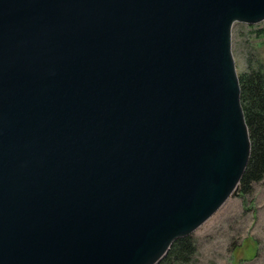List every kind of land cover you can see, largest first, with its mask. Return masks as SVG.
Segmentation results:
<instances>
[{"label": "water", "instance_id": "obj_1", "mask_svg": "<svg viewBox=\"0 0 264 264\" xmlns=\"http://www.w3.org/2000/svg\"><path fill=\"white\" fill-rule=\"evenodd\" d=\"M264 0H0V264H159L236 195L231 50Z\"/></svg>", "mask_w": 264, "mask_h": 264}, {"label": "rangeland", "instance_id": "obj_2", "mask_svg": "<svg viewBox=\"0 0 264 264\" xmlns=\"http://www.w3.org/2000/svg\"><path fill=\"white\" fill-rule=\"evenodd\" d=\"M231 50L237 75L248 61L264 69V21L234 24ZM191 238L196 252L188 264H264V179L250 195H232Z\"/></svg>", "mask_w": 264, "mask_h": 264}, {"label": "trees", "instance_id": "obj_3", "mask_svg": "<svg viewBox=\"0 0 264 264\" xmlns=\"http://www.w3.org/2000/svg\"><path fill=\"white\" fill-rule=\"evenodd\" d=\"M262 66V65H260ZM247 62L246 72L238 75L240 102L249 132V162L238 191L250 195L253 185L264 179V69ZM196 252L191 236L176 240L159 264H188Z\"/></svg>", "mask_w": 264, "mask_h": 264}]
</instances>
